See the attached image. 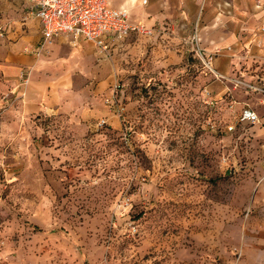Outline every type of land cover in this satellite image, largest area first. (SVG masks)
<instances>
[{"label": "rangeland", "instance_id": "obj_1", "mask_svg": "<svg viewBox=\"0 0 264 264\" xmlns=\"http://www.w3.org/2000/svg\"><path fill=\"white\" fill-rule=\"evenodd\" d=\"M128 54L85 117L21 116L0 80V264H264V135L239 125L241 93L193 53Z\"/></svg>", "mask_w": 264, "mask_h": 264}, {"label": "crops", "instance_id": "obj_2", "mask_svg": "<svg viewBox=\"0 0 264 264\" xmlns=\"http://www.w3.org/2000/svg\"><path fill=\"white\" fill-rule=\"evenodd\" d=\"M106 1L110 7L126 10L129 22L143 25L150 33L130 34L123 49L103 60L91 43L80 40L71 45L62 36L51 38L34 55L31 50L39 41V31L37 20L25 14L28 0H0V80L13 90L18 71L27 70L23 96L16 100L19 115L65 112L85 117L90 97L82 94L90 93L91 84L102 73L101 64H106V72L113 77L118 72V60L127 61L133 49L169 54L171 57H163L162 63L174 62L188 52L183 39L194 33L198 46L206 52L229 47L211 63H216L218 68L213 69L225 76L216 81L220 85L214 84L221 87L220 93L228 89L231 78L257 80L264 86V0ZM147 41L149 46L143 43ZM226 65H233L238 75L230 78L221 70ZM236 88L242 95L236 102L242 105L240 112L247 108L259 120H243L239 125L247 124L249 140L257 141L259 134L264 135V93L247 96ZM258 162H264V156ZM257 186V193L264 197V173ZM258 236H263L259 238L264 243V234Z\"/></svg>", "mask_w": 264, "mask_h": 264}, {"label": "built area", "instance_id": "obj_3", "mask_svg": "<svg viewBox=\"0 0 264 264\" xmlns=\"http://www.w3.org/2000/svg\"><path fill=\"white\" fill-rule=\"evenodd\" d=\"M28 2L25 14L37 20L39 31V41L31 50L34 55L51 38L62 36L71 45H76L80 40L89 42L99 55L108 57L111 53L123 49L130 34L150 33L143 25L129 22L126 10L110 7L106 0H28ZM144 2L145 0H142V3ZM184 42L188 45V52L200 59L203 67L214 79L221 80L225 77L212 68L209 55L218 54L220 48L206 52L198 46L195 33L188 36ZM261 57L264 62V52ZM26 80L27 70H19L15 85L23 86ZM230 80L235 87L241 88L245 93H264V86L260 81H248L242 78H231ZM116 88L117 85L112 86L106 102L118 113L122 107L114 99ZM243 120L259 121L255 113L247 108L237 116L238 122ZM103 123L104 120L101 119L97 125L100 126ZM227 129H230V126Z\"/></svg>", "mask_w": 264, "mask_h": 264}, {"label": "trees", "instance_id": "obj_4", "mask_svg": "<svg viewBox=\"0 0 264 264\" xmlns=\"http://www.w3.org/2000/svg\"><path fill=\"white\" fill-rule=\"evenodd\" d=\"M118 103L120 104V102H118ZM120 106H121V104H120ZM121 107H122V106H121ZM31 227H32V229H34V230H39V227H38L37 225H35V224H32Z\"/></svg>", "mask_w": 264, "mask_h": 264}]
</instances>
